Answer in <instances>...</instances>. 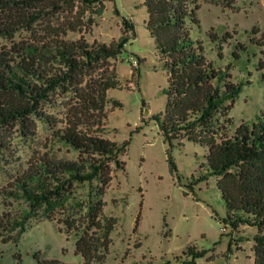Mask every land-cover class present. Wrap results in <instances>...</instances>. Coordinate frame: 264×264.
<instances>
[{"label":"rangeland","instance_id":"rangeland-1","mask_svg":"<svg viewBox=\"0 0 264 264\" xmlns=\"http://www.w3.org/2000/svg\"><path fill=\"white\" fill-rule=\"evenodd\" d=\"M193 1L199 6L201 24L196 36L204 40L206 55L218 64H228L235 81L245 83L230 110L234 129L264 110V0ZM25 9L29 26L12 37L0 35V48L19 42L78 39L109 44L124 34L123 18L134 24L135 36L128 39L117 58L109 59L119 86L107 89L105 123L98 125L102 137L118 143L128 140L129 144L120 155L124 169L113 171L102 196L104 216L114 217L116 222L105 257L96 264H191L183 263L192 259L189 246L206 250L194 264H253L256 226L242 224L232 232L221 220L226 208L216 177L196 181L206 172L200 165L206 161L207 146L175 143L171 154L176 167L168 164V145L153 118L164 111L168 71L146 29L144 0H105L97 5L84 0H41ZM18 13H13L15 18ZM4 18L1 14L0 20ZM207 31L231 36L228 43H222V59L217 58V47L209 42ZM238 44L246 50L238 51ZM232 52L240 57L234 58ZM100 73L94 66L86 78H98ZM78 102L71 88L56 89L37 105L48 121L36 113L28 115L25 124L30 133L17 121L0 125V140L6 145L0 152V214L13 216L26 208L22 199L4 192L29 163L49 157L77 159L78 152L59 141L56 134L72 125L82 130L97 126L90 127L96 113L80 114ZM88 189L87 182L73 184L70 204L75 216L81 212L79 204H84ZM67 215L64 209L54 220L30 218L16 244L0 239V264H17L18 258L20 264H42L35 253L60 264H81L82 257L75 251L78 236L66 231L61 221Z\"/></svg>","mask_w":264,"mask_h":264},{"label":"trees","instance_id":"trees-1","mask_svg":"<svg viewBox=\"0 0 264 264\" xmlns=\"http://www.w3.org/2000/svg\"><path fill=\"white\" fill-rule=\"evenodd\" d=\"M37 1L41 0H0V15H5L0 20V35L12 37L18 29L29 26L24 10ZM84 1L97 5L105 0ZM144 4L146 29L160 54L162 67L168 71L163 89L164 111L153 117L168 145V164L176 167L171 154L175 143L190 141L207 146L206 161L200 165L206 172L196 181L209 175L216 177L226 208L222 223L229 225L232 232L242 224L256 226L253 264H264V110L231 128L230 110L245 83L235 81L228 64H218L206 55L204 40L196 36L201 24L199 6L193 0H144ZM13 13H18V19ZM123 25L124 34L109 44L78 39L19 42L0 48V94H9L8 98L0 95V125L17 121L22 130L30 133L25 124L28 115L36 113L48 121L37 105L56 89L71 88L79 99V113L97 115L90 126L97 125L94 129L72 125L56 134L59 141L78 152L77 159H38L14 176L4 195L22 199L26 208L13 216L0 214L1 241L16 244L30 218L54 220L65 209L68 215L61 221L66 231L78 236L75 251L82 257L81 264H96L104 259L116 220L104 216L102 196L113 171L124 169L125 161L120 155L129 141L118 143L102 137L98 125L105 123L107 89L119 86L109 59L117 58L128 39L135 36L131 20L123 18ZM206 37L216 45L217 58L222 59V43H228L231 36L207 31ZM238 47V51L246 50L244 45ZM232 55L240 57L235 52ZM94 66L101 69L100 76L86 78ZM260 67L263 68L261 63ZM114 103L120 106L118 101ZM4 149L6 145L0 140V152ZM84 182L89 189L84 204H79L81 212L75 216L70 204L72 187ZM188 253L192 259L183 263L194 264L206 250L189 246ZM34 257L42 264H60L56 259H40L37 253Z\"/></svg>","mask_w":264,"mask_h":264}]
</instances>
